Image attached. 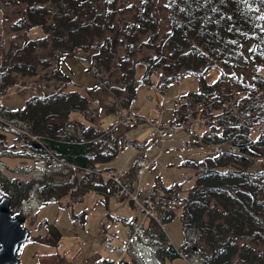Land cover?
I'll return each mask as SVG.
<instances>
[{"label":"trees","instance_id":"1","mask_svg":"<svg viewBox=\"0 0 264 264\" xmlns=\"http://www.w3.org/2000/svg\"><path fill=\"white\" fill-rule=\"evenodd\" d=\"M0 2L24 5L21 15L13 20L14 30L21 32V42H10L0 52V95L10 86H18L20 80L27 90L19 108L0 104V125L9 120L19 123L26 133H13L19 138L16 144L27 141L30 155L36 153L48 161V154L54 156L57 164L51 167L59 170L54 176L44 171L39 181L31 183L5 180L1 183L4 191L9 189L17 201L37 183L40 198L70 200L60 203V210L90 190L102 199L113 195L112 179L102 177L111 168L104 163L117 151L112 124L127 115L138 85L163 89L172 78L191 72L197 78V87L182 94L175 108L198 135L190 134L191 145L214 146L217 151L197 160L183 159L181 164L192 168V183L183 196H177L181 184L176 183L157 187L152 194L157 214L147 215L145 227L147 237L157 245L152 257L158 264H167L176 256L186 259L184 254L189 252L197 256V264H264V127L256 138L250 136V128L264 123V72L260 71L264 66V0H165L166 28L161 32L155 0H140L137 21L127 23L130 31L124 42L125 52L112 62L119 70L115 79L100 71L109 68L111 53L88 39L89 33L101 30L96 26L100 9L86 14L84 0ZM33 26L42 31L37 38L28 35ZM141 46L155 53L137 58L135 53ZM76 49L90 52L72 55ZM106 49L110 51L108 46ZM70 55L94 63L93 86L75 83L62 71L61 60ZM137 63L144 69L140 77L135 76ZM248 63L253 65L250 86L232 76L233 70ZM211 66L219 72L217 79L207 83L202 72ZM39 70L46 82L40 83L42 88L50 87V91L33 93L24 83ZM225 81L229 91L223 86ZM69 84L79 86L81 91L69 88ZM100 87L111 92L109 112L117 116L106 129L97 125L89 108L90 103L102 101ZM234 91L240 93L238 98L232 97ZM227 98L235 103V112L225 106ZM73 111L84 121L71 115ZM192 119L202 127L201 137ZM32 136L43 140V148L33 146ZM13 151L20 153L23 149ZM126 177L130 179L127 172ZM141 193L136 196L140 198ZM176 208L185 236L178 248L163 230L164 221L170 220Z\"/></svg>","mask_w":264,"mask_h":264},{"label":"rangeland","instance_id":"2","mask_svg":"<svg viewBox=\"0 0 264 264\" xmlns=\"http://www.w3.org/2000/svg\"><path fill=\"white\" fill-rule=\"evenodd\" d=\"M85 3L83 5L86 14H89L95 8L100 9L99 20L96 22V26H99L101 30H94L93 33H89L88 38L92 43L102 44L103 50L106 52H110L113 56L110 61L109 68L101 69V74L105 77H111V79H115L118 75V66L114 65L112 62L118 56L123 55L125 52L124 42L128 40L127 35L130 31V27L127 23L131 21H137L135 18V12L137 7L139 6L140 0H84ZM154 8L156 10L159 32L163 31L166 28L165 19L167 8L165 5V0H155ZM24 5L21 2H14L13 4L1 3L0 2V52L5 51L7 47H9L10 42L18 41L21 42L22 36L20 30H14L13 20L16 17L20 16L22 13ZM112 13V18L110 17ZM109 22V26H108ZM28 35L31 38H37L42 34L39 27H31L28 30ZM108 46V51L106 49ZM135 56L137 58L146 56L148 53H155L154 50L148 47L141 46ZM38 50V49H36ZM83 52L89 55V50L85 49H76L74 54L78 55L83 54ZM103 55H100V59ZM70 59V57H68ZM75 59V58H74ZM78 65H71L69 67V75L70 78L77 82L78 84H82V82L90 84V80H94L96 82L94 74L90 72L87 73L83 68V60H78ZM89 62V61H87ZM92 65L94 63L92 62ZM91 65V66H92ZM252 68L253 65L248 63L244 68H238L233 71H228V73H233L232 76L237 80L239 79L242 82H245L246 86L251 85L252 79ZM93 69H91L92 71ZM135 76L140 77L144 72L142 63H137L135 66ZM39 70L36 75L29 76L24 84H27L30 89H32L33 93H42L44 91H50V87L47 89L42 88V84L46 83L44 77L42 76ZM261 72H264V66L260 68ZM40 72V75H39ZM219 69L214 66L211 68L205 69L202 72V77L207 83H211L215 79H217ZM21 82V80H20ZM18 82L17 87H12L11 91H7L0 96V102L9 107H20L24 101V95L27 91L21 83ZM92 84V83H91ZM225 86H228V81ZM223 84V86H224ZM41 85V89H40ZM21 86V87H20ZM69 88L76 87L81 91V88L75 84H69ZM197 87V78L193 73H181L178 76L169 80L167 84L163 86V89H157L154 86H145L138 85L136 88V95L132 99V103L130 108L135 110L140 109V105L142 103L146 104V107L138 110L140 113H146V116L149 119H152L153 122H157L160 118L161 121L166 122L171 118H180L182 116V112L178 111L177 108H173L172 106H168L167 103L169 99L176 98L188 91L194 90ZM229 88V87H228ZM234 91L232 97L238 98L237 95L240 93H235ZM99 98L102 99L101 102L97 103L96 101L90 103V111L97 119V125L102 128H107L113 119H117L111 112L107 110H111L110 102L113 99V96L109 90L104 88H99L98 90ZM108 93V96L106 94ZM150 95L151 98L146 101L145 96ZM161 103L162 108L157 110L155 107V103ZM100 106L103 107L100 108ZM150 109L149 115L146 111ZM71 115L79 118L81 121H84L80 115L73 111ZM89 117L88 115H86ZM162 117V118H161ZM90 118V117H89ZM92 118V116H91ZM10 122V121H9ZM9 122H7L9 126ZM19 123L15 121L12 122L13 127H17ZM133 125H130L126 131L120 127L114 128V134L120 136V133H124L128 137H137V140H145L146 147L132 150L129 146H124V148H118L115 154L111 156L104 165L115 167L117 171H122L124 169H129L132 165V161L136 157V155H140L143 153L146 156H155L156 161L151 164L150 167H147L140 174V183L144 187L155 185L156 187L160 186H172L173 184H181L180 190L177 192V196L181 197L184 195L186 188L192 183V168L187 165H182L181 161L183 158L187 157L189 159H201L204 155H211L217 151L214 146H205L202 147L200 144L190 145L188 148H180L178 143L175 140L171 142H165L163 149L159 152L160 143L157 141L155 145L150 146V142L152 140V134L144 130L143 132L134 133L135 130L132 128ZM264 127V123L260 126H254L250 128V136L251 138H256L260 128ZM3 125H0V158L2 162H5L9 165V168L1 167L2 171V179L11 181L15 180L18 182H29L33 180V178H39L40 170L44 167L46 169H51L52 167H48L45 163L46 160L43 156L41 159L43 163L41 165L37 164L35 167L25 166L21 170H17L16 166L21 164L22 162H26L23 155H18L13 151L15 148L14 144H16L14 138V132L10 129H4ZM14 128V129H15ZM199 132H203L202 127H197ZM14 138V139H13ZM13 139V140H12ZM19 139V138H18ZM33 139V138H32ZM37 139V140H36ZM33 139L35 142L33 143L34 147L43 148V140L41 141L36 137ZM27 141L24 143H20L24 152L26 148L28 151L29 148L26 147ZM8 155H2V154ZM16 154V155H15ZM35 154V153H32ZM2 155V156H1ZM153 158V157H151ZM45 160V161H44ZM1 163V162H0ZM48 163V162H47ZM57 173L59 172L58 168L56 169ZM56 170L54 172H56ZM180 171H185L188 177L182 178L179 176ZM54 172L51 171L52 176H54ZM57 178V176H56ZM37 187V186H36ZM35 186H33L31 190V196H33L32 205L24 204L23 208H21L25 215V220L22 226H26L29 228V236L25 240L23 244L19 246V250L17 252V258L19 259V264H105L103 262L104 259L112 260L121 258V261L117 262L118 264H124L125 257L127 254H119V252L111 251V253H107L103 250L102 241L104 239L103 226L111 225L112 230H116L121 232L123 230L122 222L123 218H129L131 215L136 214L138 218L142 215L141 211L138 210L137 206L133 203L128 202L127 200H116L112 195H109L106 199L98 198L99 196L95 195L97 198L95 203L92 205L89 201V193L84 194L77 201H73L72 205H68L66 208L58 209L57 206L59 204H65L68 198H60L59 200H51L45 201L46 196L39 201L42 203L39 205V201L35 198ZM4 191L3 189L1 190ZM8 194V193H6ZM9 195V194H8ZM45 201V203H43ZM38 202V203H37ZM13 211H16L14 201L12 203ZM174 215L170 218V220L164 221L163 230L169 239V242L174 245V247H180L185 241V236L183 235V229H181V221L178 218L177 208L174 209ZM79 213V214H78ZM74 215V216H73ZM79 218L76 219L75 218ZM82 217V218H81ZM81 218V219H80ZM189 234V233H188ZM190 240V239H186ZM143 243L136 245L129 253L130 254H144L143 251L147 250L145 247V243L147 241H142ZM145 244V245H144ZM150 246V242H147ZM147 246V245H146ZM108 249V248H107ZM142 251V252H141ZM187 252L184 254L185 257L176 256L173 259L166 261L167 264H196L197 256L189 255ZM135 255L131 262L135 263L134 258L138 257ZM183 255V256H184ZM192 258H191V257ZM190 257V258H188ZM98 261L100 263H98ZM156 261V259L154 260ZM123 262V263H121ZM194 262V263H193ZM199 262V261H198ZM149 264V263H148ZM155 264H158L155 262ZM234 264H240L236 261Z\"/></svg>","mask_w":264,"mask_h":264},{"label":"water","instance_id":"3","mask_svg":"<svg viewBox=\"0 0 264 264\" xmlns=\"http://www.w3.org/2000/svg\"><path fill=\"white\" fill-rule=\"evenodd\" d=\"M8 202L7 196L0 197V264H18L16 251L27 238L28 229L20 226L22 215L10 216Z\"/></svg>","mask_w":264,"mask_h":264},{"label":"crops","instance_id":"4","mask_svg":"<svg viewBox=\"0 0 264 264\" xmlns=\"http://www.w3.org/2000/svg\"><path fill=\"white\" fill-rule=\"evenodd\" d=\"M68 57H70V59L68 58ZM75 57H73L72 55H70V56H66V57H63V62H62V60H61V65H60V68L62 69V71L64 72V73H66L69 77H70V75H69V67H71V65H72V63H73V65H78V62L76 61V58L74 59ZM72 65V66H73ZM90 67V62H87V61H84L83 62V68L85 69V71H87V73H85L84 75H86V74H89L90 73V71L88 70V68ZM94 74V73H93ZM86 76H88V75H86ZM89 77V76H88ZM94 77H95V75H94ZM95 80H96V78H95ZM90 82V84H87V83H84V82H82V84H84V85H87V86H92L94 83H96V82H94V80H90L89 81ZM92 83V84H91ZM146 107V104L145 103H142L141 105H140V109H143V108H145ZM131 109H133V108H131ZM140 109H138V110H140ZM133 110H135V109H133ZM138 110H136V111H138ZM108 112H109V110H107ZM147 112V114L149 115V113H151L150 112V109L148 110V111H146ZM143 115L144 116H146V113H143ZM162 118V117H161ZM130 125H133L132 126V128L135 130V132L134 133H139V132H143L144 130H146L147 132H149V134H150V132L152 131V125L150 124V123H146V122H142V123H138V124H130ZM130 125H127V126H125V125H123V124H120V123H114L113 124V126H111V135H114V136H117V134H114V128L115 127H120V128H122V129H124L125 131H126V129L130 126ZM120 135H125L124 133H120ZM173 137V136H172ZM133 138H136L137 139V137H133ZM142 140H144V139H142ZM172 140H175L174 138H171L169 141H167V142H171ZM176 141V140H175ZM151 146H153V145H151Z\"/></svg>","mask_w":264,"mask_h":264},{"label":"built area","instance_id":"5","mask_svg":"<svg viewBox=\"0 0 264 264\" xmlns=\"http://www.w3.org/2000/svg\"><path fill=\"white\" fill-rule=\"evenodd\" d=\"M173 104L175 105L176 102L173 101ZM182 124L180 122H173L171 123V125L168 127V131H171V129H176V128H181ZM118 143H120L121 141L118 140ZM180 143H184V139L180 140ZM133 147L139 146L134 142L130 143ZM148 163V161L145 158H138L135 162L136 166L139 167L138 172H140L141 168L144 167L146 164ZM107 175L110 176L112 179H114L119 187V193H125V194H129L132 195V197L134 196L133 192L129 189V184L127 182H124L123 179L121 178V172H117L114 170H108ZM105 244V248L108 250L114 249V248H118V249H122L125 247V243L122 242V244L120 246L116 245L115 243L112 242L110 235H108V238L105 240L104 242Z\"/></svg>","mask_w":264,"mask_h":264},{"label":"flooded vegetation","instance_id":"6","mask_svg":"<svg viewBox=\"0 0 264 264\" xmlns=\"http://www.w3.org/2000/svg\"><path fill=\"white\" fill-rule=\"evenodd\" d=\"M5 183L6 181L4 180V179H2V173H0V185H1V183ZM8 191H9V193L8 194H10V196H9V198H10V205H11V210H12V207H13V205H12V203H13V201H14V204H16L17 205V207H15V209H16V211L15 212H17V213H21L23 210L21 209V208H23V205H24V203H23V201H22V199H18L17 201L14 199V197H13V195H11V192H10V190L8 189ZM5 192H2L1 191V189H0V197H1V195L2 194H4ZM6 194V193H5ZM21 201H22V203H21ZM24 202H26L27 203V201H25L24 200ZM17 213H13V214H17ZM13 214H11V215H13ZM24 220H25V218H24ZM23 223H24V221L22 222V225H23Z\"/></svg>","mask_w":264,"mask_h":264}]
</instances>
